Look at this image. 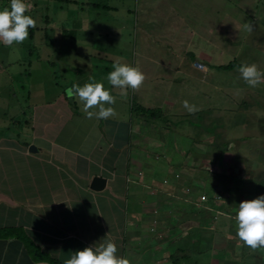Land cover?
Returning <instances> with one entry per match:
<instances>
[{
    "label": "crops",
    "instance_id": "1",
    "mask_svg": "<svg viewBox=\"0 0 264 264\" xmlns=\"http://www.w3.org/2000/svg\"><path fill=\"white\" fill-rule=\"evenodd\" d=\"M179 1L169 0L170 11L160 14L150 4L139 10L149 19L134 26L141 41L134 42L133 66L139 67L146 79L139 90L129 89L125 99L118 95V89L93 74L106 70L99 62L89 66L86 62L98 58V49L103 48H97L96 53L87 51L95 46L90 39L101 28L91 26L88 16L77 13L85 4L78 5L77 0H26L30 5L27 13L32 11L36 20L34 48L41 50L34 58L39 64L34 71L38 76L28 74L34 80L27 93L24 82L21 89L16 88L8 67L20 63L19 59L11 61V46L0 43V231L8 233L0 236V264H63L72 252L103 239L114 241L117 255L130 264H175L173 257L183 253L186 240L188 245L198 241L200 232L196 228H201L197 223L202 216L199 210H193L190 192L195 191L192 185L201 171L195 172L190 163L195 167L211 160L205 159L207 153L195 149L200 136L181 142L179 133L167 130L165 119L143 117L131 110L133 102L151 108L154 98L163 97L164 103L155 108H160L165 118L181 114L167 105L169 98L180 96L179 88L169 85L170 72L180 76V65L187 62L186 57L197 61L196 55L172 44V31H168L167 40L158 34L165 22L169 24L166 17L178 15L175 12L183 5ZM9 2L0 0V8ZM69 3L78 9L67 7ZM63 8L75 15L63 14L68 10L59 14ZM155 16L162 18L160 22L154 20ZM183 29L177 34H185ZM139 33H144L147 40L142 41ZM74 40L84 52L73 53ZM155 49L167 50L162 60H158ZM68 53L79 58H69L76 65L72 71L75 84L83 86L96 77V82H102L120 102L117 110L121 109L115 116L89 119L78 100L66 94L72 84L58 86V75L50 68L55 64L64 67ZM147 55L153 59L151 64ZM162 84L171 90L164 92ZM5 86L11 87V92L4 91ZM6 95L14 99L6 100ZM182 126L183 130L193 129L191 125ZM30 145L35 151H29ZM204 174L203 180L199 177L200 185L210 178ZM211 174L215 182L211 189L223 193L225 186L214 177L217 174ZM95 175L106 179L101 191L89 188ZM198 193L201 202V186ZM40 255L53 262L34 258Z\"/></svg>",
    "mask_w": 264,
    "mask_h": 264
},
{
    "label": "rangeland",
    "instance_id": "2",
    "mask_svg": "<svg viewBox=\"0 0 264 264\" xmlns=\"http://www.w3.org/2000/svg\"><path fill=\"white\" fill-rule=\"evenodd\" d=\"M77 2L78 5L80 3L85 4L83 10L76 8V6L73 7L71 3L66 6L78 9V14L82 13L90 18L91 26L97 25L102 29H100V32L97 30L93 33L90 41L95 46L87 51L96 53L97 48H103V50L98 49V52H100L99 57H93L90 62H86L88 66L99 62V65L106 70L102 74H93L106 81V76L113 70V62L117 59L133 66L135 57L134 42L141 41V37H136L137 34L134 33V26L142 25L140 20L144 22V20L149 19V17H142L139 10L148 7L150 4L157 9L156 12L159 14L162 10L170 11L167 4L169 0H142L140 2L138 0H77ZM179 3L183 5L180 7L179 12H175L178 15L166 17L165 21L167 20L169 24L167 25L165 22L162 25L163 29L159 28L158 34L164 40H167L168 31H172L169 37L171 43L177 44L175 46L179 50L183 48L186 51H193L197 61L204 64V66H197L195 61L186 57L187 62L180 65L183 70L180 76L174 71L170 72L172 76L169 85H176V88H179L180 96L167 98V105L170 106L171 111L181 112V114L179 116L169 114L166 118L163 115V119L165 118L164 122L167 130L169 128L171 132L176 131L179 133L178 137L181 142H190L191 138L198 139L200 136V145L197 142L195 149H201L202 154L207 153L205 159L211 158L210 162L206 164L204 161L196 163L198 165L195 167L190 163V166H192L190 168H194L195 172L201 171L199 176L196 177L195 185H192L195 191L190 192L192 194L190 202L194 206L193 210L197 211L200 207L205 208V210L211 208L210 210L215 215L217 214L213 224L203 223L202 228L208 229L209 227V230L212 229L213 231L220 229L221 234H217V231H215L213 243L211 241L210 245L220 251L224 246L229 251L225 254L226 258L222 259L224 262L215 260L208 263L261 264L260 257L264 255V248H261V254L258 249L253 250L245 246L236 235L237 226L234 215L227 217L220 208L213 209L211 207L213 201L207 202L205 196L214 192L211 186L215 182L211 173L217 174V177L214 176L215 178L225 177L228 179L229 197H232L229 206L233 209L236 205L239 206V203L243 200L254 199L264 194V187H257V184L262 183V181L264 183V119L261 118V113L264 110H259L260 113L257 114L249 109L248 112L244 113L240 109L242 102L249 103L252 100L254 102L256 101V99H253L255 97H257L258 102H264V83L252 88L241 78L238 69L223 71L212 67L235 59L241 64L255 63L261 71H264V0H181ZM178 8L174 7L175 10ZM67 10L68 8H63L59 11V14ZM69 11L63 14L72 15L73 12ZM137 16L139 21L136 18ZM161 19L160 16L154 17L157 22H160ZM246 22H251L253 31L248 32L244 29ZM182 27L185 28L183 29L185 34L181 32L177 34V31ZM138 35H142V41L147 40L144 33ZM74 41L73 53L84 52L76 43L78 40ZM19 45L21 48H19ZM19 45L13 44L11 46L10 57L11 61L19 59L20 63L16 62L8 67H10V72L16 79V88L21 89L20 84L24 82L27 93L30 84H33L34 80V78L30 79L28 74L32 73L36 78L38 76L34 71L39 64L34 58L41 50L39 47L34 48L33 37H28ZM138 49L140 50V47ZM108 50H112L113 53L108 54ZM166 52V49L154 50L156 56L160 57L158 60H162ZM137 56L138 59L141 58L140 53ZM67 57V59L65 58L67 61L64 63V67L63 64H55L53 67H49L55 75H58L56 76V82L58 86L63 88L75 83L73 79L75 71H72L76 68V65L69 62V58H72L73 61L79 60L72 53H68ZM147 57L148 63L151 64L152 57L150 55H147ZM149 57H151V60ZM8 67H5L4 70H7ZM62 67L65 74H62ZM161 67L163 66H159V68ZM82 72L89 73L84 70ZM25 73L27 74L25 75ZM162 73L165 74L163 70ZM18 77L20 78L18 79ZM93 81L96 82V77H91L88 83ZM161 87L164 92L171 90L166 84H162ZM188 88H191V90ZM6 89L11 92V87L5 86L3 88L4 91ZM19 92L21 93V91ZM6 96V100H9V98L10 100L14 99L13 96ZM185 100L191 105H196L200 110L190 114L183 107V101ZM153 101H155L153 107H160L161 103H164V98H154ZM119 104L120 102L116 101L114 105L106 106L113 107L117 114L121 109L117 110ZM123 114L125 115V112ZM183 124L186 127L191 125L193 129L188 127L183 130ZM223 143H226V149H223ZM195 155L197 154L195 153ZM202 171L206 172L210 178L200 185L199 180L200 178L203 180L205 175ZM200 186L202 194L200 197L201 202H198ZM256 190L257 193L254 194ZM220 195L218 194L217 197L219 198ZM224 195L221 196L220 204L222 206L224 200L226 201ZM238 206L236 209H238ZM225 217H227L226 224L219 226V223ZM191 218L199 221L196 216L192 215ZM203 222H208L204 216ZM199 224H202V222L197 223V225ZM225 235L231 237H224ZM234 236H236L235 239ZM204 241L207 242V239ZM206 261L207 258L202 260V263H206Z\"/></svg>",
    "mask_w": 264,
    "mask_h": 264
},
{
    "label": "clouds",
    "instance_id": "3",
    "mask_svg": "<svg viewBox=\"0 0 264 264\" xmlns=\"http://www.w3.org/2000/svg\"><path fill=\"white\" fill-rule=\"evenodd\" d=\"M30 5L26 0H10L8 6L0 8V43L5 46L23 43L29 37V29L36 27V20L26 12ZM244 29L253 31L251 22L244 24ZM199 62V61H195ZM201 63V62H199ZM202 64V63H201ZM204 66V64H202ZM113 70L107 74L108 83L118 89L121 98H127L128 90H139L146 76L139 67L121 62H113ZM241 78L252 88L264 83V71L255 63L242 64L238 67ZM69 98H76L82 105V111L89 119H108L116 115L111 106L116 103V97L106 90L102 82H89L83 86L73 84L66 89ZM183 107L194 114L200 109L183 101ZM237 231L236 235L243 244L253 250L264 248V194L246 199L239 203L234 216ZM117 245L111 239H103L94 246H88L71 253L63 264H130V261L117 255Z\"/></svg>",
    "mask_w": 264,
    "mask_h": 264
},
{
    "label": "trees",
    "instance_id": "4",
    "mask_svg": "<svg viewBox=\"0 0 264 264\" xmlns=\"http://www.w3.org/2000/svg\"><path fill=\"white\" fill-rule=\"evenodd\" d=\"M26 15H30L32 18H34L32 16V11L29 13L26 12ZM33 31H34L33 28L29 29V38L33 37ZM191 55H193V54L191 53ZM240 65H242V64L239 63L237 60L233 59L227 63L217 64L215 66L213 65L212 67H214L215 69H218V70H223V71L224 70L225 71L231 70L232 71L234 69H238V67ZM253 99H256L257 102L256 101L253 102V100H252L249 103L244 101L240 104V109H242L241 112L246 113L249 110H251L252 112L258 114V113H260L259 110H261V109L264 110V104L262 105V103H264V102H262V101L258 102L257 97H255ZM261 105H262V107L259 109V107ZM131 110L135 113H138L139 115H142L143 117H149L151 119H157L159 117V118L163 119V114H162V111L160 108H155V107L154 108H146V107L142 106L141 104L133 102L132 106H131ZM262 115H264V111L261 113V118L264 119V116H262ZM201 120H202V118H201ZM223 145H224L223 149H226V147H227L226 143H223ZM218 146H220V145H218ZM219 181H221L220 183L225 186L223 193L225 194L224 197H226V201L224 200L223 206L220 204L221 196H223V193H221L220 189L215 190L214 192L210 193L208 196H205V198L207 197V199H206L207 202L213 201V202H211V207L213 209H219L220 208V210H222L227 215V217H229L231 215L235 216L236 210H237L236 207L238 205H236L234 209L229 206V204H230L229 201H230V198H232V197L231 196L229 197V189L230 188L228 187V184H227L228 179L223 177V178H220ZM257 187L263 188L264 187L263 181H262V183L257 184ZM213 193H215V194H213ZM256 193H257V190L255 191L254 194H256ZM218 194H221L219 198L217 197ZM210 209L205 210V208H203V207H200V209H198L200 215L202 216L201 217L202 224L198 225L201 228H199V227L196 228L200 232L199 233L200 238H198V241H195L194 243L191 242L189 245H188L189 241L186 240L185 244H187V245H185L184 248H181V252H183V253L178 255L177 256L178 258L173 257L175 264H209L208 263L209 261L211 263L212 261H215V260L218 262L219 261L224 262V260H222V259L226 258L225 254L229 253V251H227V249H225L224 246H223V249L220 251L218 248H214L213 246L210 245L211 241L213 243L215 231H217V234H221V230L219 229V230L213 231L212 229L209 230V227H208V229L202 228L203 223H205V224L206 223H210V224L212 223L213 224L214 220H216V218H217V214L215 215V213H213V211H211ZM233 210H234V212H233ZM203 216L206 218V221H208V222H203ZM227 217H225L224 219L221 220V222L219 223L220 224L219 226H223L224 224H226ZM232 232H234V231H232ZM7 234H8L7 232L0 231V236L7 235ZM224 237H231V236L225 235ZM235 237L236 236H234V239H235ZM206 239H207V242L204 241ZM238 245L240 246V244H238ZM258 252H261V254H262L261 248L258 249ZM262 256L263 257H260V260H261V264H264V255H262ZM34 258L35 259H44V260H47L51 263L53 262L52 259L50 260L48 257H46L44 255L35 256ZM206 258H207L206 263H202V260H204ZM253 264H255V263H253Z\"/></svg>",
    "mask_w": 264,
    "mask_h": 264
},
{
    "label": "water",
    "instance_id": "5",
    "mask_svg": "<svg viewBox=\"0 0 264 264\" xmlns=\"http://www.w3.org/2000/svg\"><path fill=\"white\" fill-rule=\"evenodd\" d=\"M29 151H35V146L30 145ZM106 179L102 176L95 175L92 177L89 188L94 191H101L105 186Z\"/></svg>",
    "mask_w": 264,
    "mask_h": 264
},
{
    "label": "built area",
    "instance_id": "6",
    "mask_svg": "<svg viewBox=\"0 0 264 264\" xmlns=\"http://www.w3.org/2000/svg\"><path fill=\"white\" fill-rule=\"evenodd\" d=\"M196 65L203 67V65L201 63H199V62H196Z\"/></svg>",
    "mask_w": 264,
    "mask_h": 264
}]
</instances>
